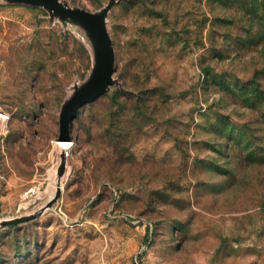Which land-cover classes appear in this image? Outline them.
Wrapping results in <instances>:
<instances>
[{
    "label": "rangeland",
    "instance_id": "rangeland-1",
    "mask_svg": "<svg viewBox=\"0 0 264 264\" xmlns=\"http://www.w3.org/2000/svg\"><path fill=\"white\" fill-rule=\"evenodd\" d=\"M58 1L100 24L113 73L61 130L94 40L0 0V217L53 197L73 142L52 208L0 225V264H264V0Z\"/></svg>",
    "mask_w": 264,
    "mask_h": 264
},
{
    "label": "water",
    "instance_id": "water-1",
    "mask_svg": "<svg viewBox=\"0 0 264 264\" xmlns=\"http://www.w3.org/2000/svg\"><path fill=\"white\" fill-rule=\"evenodd\" d=\"M19 1H26L35 5L37 4L44 5L46 7L53 9L61 16L70 18L73 21L77 22L81 26L80 28L90 33L92 39L94 40L98 53L100 55V58L102 60V65H103L102 73L100 74L99 78L96 80L92 88L84 93H80L77 96H75L67 104V106L65 107V109L61 114L60 128L63 131H67L69 128V124L71 123V121L75 116L76 110L80 106L92 102L96 98H98L101 94H103L106 91L107 86L110 83L111 76L113 73L112 59L109 53L107 41L103 34V30L100 24L97 23L95 19H93V17H91L88 13L75 8H71L65 4H62L58 0H19ZM111 6L112 3L105 9V13L108 10H110ZM64 136L65 135L62 134L61 138H64ZM66 168H67V158H63L57 166V171L59 176H62L65 173ZM60 196H61V187H58L54 196L48 199V201L35 212L27 215L6 218L0 222V225L1 226L15 225L37 219L41 215H43L46 211L51 209L52 206L58 201Z\"/></svg>",
    "mask_w": 264,
    "mask_h": 264
},
{
    "label": "bare ground",
    "instance_id": "bare-ground-1",
    "mask_svg": "<svg viewBox=\"0 0 264 264\" xmlns=\"http://www.w3.org/2000/svg\"><path fill=\"white\" fill-rule=\"evenodd\" d=\"M5 115L2 116V113L0 112V118L4 117ZM6 118V117H5ZM61 144H60V147H61V150H62V155H61V158H60V161L63 159V158H67V155L69 153V150L70 148L72 147L71 142H68L67 141V138L66 136H64V138H61ZM52 176L51 177H54L55 178V183H56V190L58 187H61V182H62V177L64 176V174L62 176H59L58 174V171H57V168H55L52 172H51ZM56 192V191H55ZM55 194V193H54ZM54 196V195H53ZM7 218V217H6ZM5 217H0V222L3 221L4 219H6ZM11 218V217H10Z\"/></svg>",
    "mask_w": 264,
    "mask_h": 264
},
{
    "label": "built area",
    "instance_id": "built-area-1",
    "mask_svg": "<svg viewBox=\"0 0 264 264\" xmlns=\"http://www.w3.org/2000/svg\"><path fill=\"white\" fill-rule=\"evenodd\" d=\"M6 117H7V115H6ZM72 143H73V142H71L70 145H72ZM37 194H38V193H37V189H36L35 186H31V187L27 188V189L24 191V193H23V195H24L25 197H32V196L37 195Z\"/></svg>",
    "mask_w": 264,
    "mask_h": 264
},
{
    "label": "trees",
    "instance_id": "trees-1",
    "mask_svg": "<svg viewBox=\"0 0 264 264\" xmlns=\"http://www.w3.org/2000/svg\"><path fill=\"white\" fill-rule=\"evenodd\" d=\"M26 223V222H25ZM19 224H22V223H19ZM19 224H15V225H8V226H17V225H19ZM3 227H5V226H3Z\"/></svg>",
    "mask_w": 264,
    "mask_h": 264
}]
</instances>
